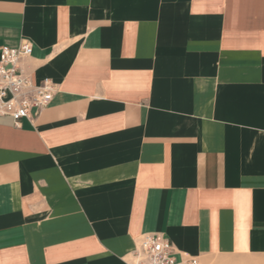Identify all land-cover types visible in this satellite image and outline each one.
<instances>
[{"label":"crops","instance_id":"obj_1","mask_svg":"<svg viewBox=\"0 0 264 264\" xmlns=\"http://www.w3.org/2000/svg\"><path fill=\"white\" fill-rule=\"evenodd\" d=\"M52 98L0 116V264L264 260V0H0Z\"/></svg>","mask_w":264,"mask_h":264},{"label":"built area","instance_id":"obj_2","mask_svg":"<svg viewBox=\"0 0 264 264\" xmlns=\"http://www.w3.org/2000/svg\"><path fill=\"white\" fill-rule=\"evenodd\" d=\"M32 51V42L22 39L17 47L0 49V116L10 117L15 126L34 119L52 98L54 85L49 80L34 84L19 66ZM172 243L156 233L144 234L131 253L129 264H200L196 257L176 260Z\"/></svg>","mask_w":264,"mask_h":264},{"label":"rangeland","instance_id":"obj_3","mask_svg":"<svg viewBox=\"0 0 264 264\" xmlns=\"http://www.w3.org/2000/svg\"><path fill=\"white\" fill-rule=\"evenodd\" d=\"M233 262H235L236 264H264V260H253V259H246V260H239L236 261L234 260Z\"/></svg>","mask_w":264,"mask_h":264}]
</instances>
